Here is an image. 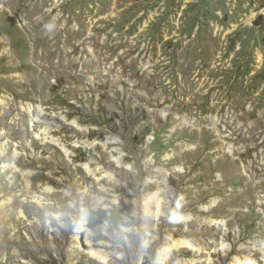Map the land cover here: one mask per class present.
Returning a JSON list of instances; mask_svg holds the SVG:
<instances>
[{
	"label": "rangeland",
	"instance_id": "obj_1",
	"mask_svg": "<svg viewBox=\"0 0 264 264\" xmlns=\"http://www.w3.org/2000/svg\"><path fill=\"white\" fill-rule=\"evenodd\" d=\"M259 239L264 0H0V264H263Z\"/></svg>",
	"mask_w": 264,
	"mask_h": 264
},
{
	"label": "bare ground",
	"instance_id": "obj_2",
	"mask_svg": "<svg viewBox=\"0 0 264 264\" xmlns=\"http://www.w3.org/2000/svg\"><path fill=\"white\" fill-rule=\"evenodd\" d=\"M37 113H39V112H37ZM149 198L151 199V196ZM215 202H216V199L215 198L212 199L211 205H214ZM184 219H187V217H185ZM178 243H181L182 245H189L187 241L182 240V239H178V240L174 241V245H176ZM256 244L260 247L259 249L261 250L263 257H264V239L257 240ZM218 245H219V248H222V250H224V248H226V246L222 243V241H219ZM90 253L95 254V251H91ZM236 264H257V261L254 260L251 256L247 255L243 259H238L236 261ZM263 264H264V260H263Z\"/></svg>",
	"mask_w": 264,
	"mask_h": 264
},
{
	"label": "trees",
	"instance_id": "obj_3",
	"mask_svg": "<svg viewBox=\"0 0 264 264\" xmlns=\"http://www.w3.org/2000/svg\"><path fill=\"white\" fill-rule=\"evenodd\" d=\"M261 16H259L260 18ZM106 210L100 208H88L86 224L89 228L93 229L99 224L103 223L106 218Z\"/></svg>",
	"mask_w": 264,
	"mask_h": 264
}]
</instances>
